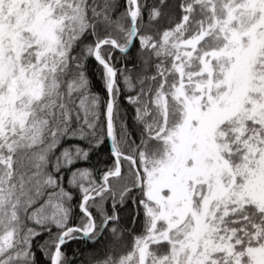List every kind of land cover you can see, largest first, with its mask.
I'll return each instance as SVG.
<instances>
[{"label":"snow or ice","instance_id":"1","mask_svg":"<svg viewBox=\"0 0 264 264\" xmlns=\"http://www.w3.org/2000/svg\"><path fill=\"white\" fill-rule=\"evenodd\" d=\"M0 264H264V0H0Z\"/></svg>","mask_w":264,"mask_h":264}]
</instances>
